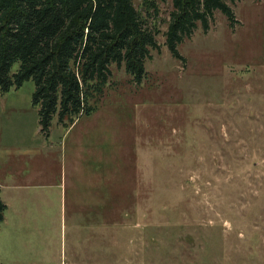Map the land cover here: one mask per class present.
Instances as JSON below:
<instances>
[{
    "label": "rangeland",
    "instance_id": "374dc122",
    "mask_svg": "<svg viewBox=\"0 0 264 264\" xmlns=\"http://www.w3.org/2000/svg\"><path fill=\"white\" fill-rule=\"evenodd\" d=\"M133 1L159 33L147 79L138 86L114 65L97 113L73 129L67 152L51 148L66 135L57 119L49 142L41 132L34 83L0 90V187L9 209L0 264H264V0L229 2L235 29L220 12L208 33L198 23L179 47L186 64L166 46L173 0H155L150 15ZM80 138L89 148L72 165L80 167L77 155L85 165L92 149L91 180L100 164L113 160L119 170L117 189L98 198L102 212L76 206L81 191L69 192L67 210L58 211L57 196L48 204L41 194L33 205L32 165L53 175L47 166L73 160ZM15 150L23 157L11 158Z\"/></svg>",
    "mask_w": 264,
    "mask_h": 264
},
{
    "label": "trees",
    "instance_id": "16d2710c",
    "mask_svg": "<svg viewBox=\"0 0 264 264\" xmlns=\"http://www.w3.org/2000/svg\"><path fill=\"white\" fill-rule=\"evenodd\" d=\"M141 1L147 15L158 11L155 0ZM229 2L235 0H173L166 46L174 59L186 64L179 47L198 23L208 33L217 12L236 28ZM158 35L133 0H0V90L9 94L34 83L33 103L48 138L55 119L69 130L97 113L94 104L114 65L142 85L151 52L160 49ZM6 212L0 188V227Z\"/></svg>",
    "mask_w": 264,
    "mask_h": 264
},
{
    "label": "crops",
    "instance_id": "0c3cea01",
    "mask_svg": "<svg viewBox=\"0 0 264 264\" xmlns=\"http://www.w3.org/2000/svg\"><path fill=\"white\" fill-rule=\"evenodd\" d=\"M80 123L77 122L73 127H71L69 130H65L66 135H65V139L62 140V145L59 144V146H56L54 144L51 145L52 149H55V151L60 150V152L62 151V149H64L65 152H67L68 148H67V143L68 140L72 138L73 135V129L78 126ZM60 127V126H59ZM53 130V128H52ZM52 130L50 133V136L47 138H45V140L47 142L50 141V139L52 138ZM77 150L74 149L72 151V156H73V160H71V154H69L68 152V157L67 155H65L64 157V163L63 165L57 167L56 164H54L53 162L50 163L47 167H55L57 168L56 172L51 175V176H47V172L43 171V172H38L36 171V169H34L33 165H32V171L30 176H28V179L30 181V186L32 189V202L33 205H39L42 197L41 194H43L44 199L48 202V204H53V198L55 196H57V200L60 203L61 199H62V205L58 211L62 210H67V204L68 202V194L69 192H76V194L81 191L84 194V197H82L81 195V199L79 197H73L72 201L75 199V205H79L80 203L84 206L86 211H92V206L94 207V205L96 206L94 209V211H101L103 206L101 205V203L98 201V198H101V194H103V191H107V190H111L112 194L114 193V188L117 189V184H118V172L119 170L117 169V173H114V162L113 160L110 163H106V164H100V167L98 168V175L94 180H91V178L94 176V171L95 168L93 165H90L92 163H89L88 160L90 158H94V154L92 151V149L89 150V153H87V155L84 157L86 158L87 162L85 165H83L81 162L83 160V156L77 155L79 157H81V160H76V162L80 165V167L78 165L74 166L71 163H75V155L80 151L82 154L87 152V148H89V145H86L85 142H83L82 138H80V142L77 143V145H75ZM15 153H11V158H19V157H23L21 155L20 152H18L17 150H15ZM18 153V154H16ZM76 156V157H77ZM33 157H36V155H34ZM60 160H61V155H60ZM66 160L70 163L69 166L66 163ZM72 166V168H71ZM21 168V167H20ZM117 168L118 165H117ZM28 169L25 170L24 174H27ZM76 173L79 175V177L77 178L75 175ZM75 174V175H74ZM28 175V174H27ZM75 179V180H73ZM38 181L40 183H38ZM1 188V187H0ZM84 189V191H83ZM2 189H1V197H2ZM80 193V192H79ZM104 195V194H103ZM2 199V198H1ZM3 201V200H2ZM108 201V199H107ZM4 203V201H3ZM5 204V203H4ZM70 207L72 208V202L70 199ZM6 205V204H5ZM7 206V205H6ZM75 206L76 209H78ZM8 207H7V211H8ZM73 210V209H72ZM5 224V221L4 223ZM2 224V225H3ZM1 225V226H2Z\"/></svg>",
    "mask_w": 264,
    "mask_h": 264
}]
</instances>
